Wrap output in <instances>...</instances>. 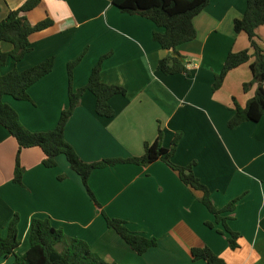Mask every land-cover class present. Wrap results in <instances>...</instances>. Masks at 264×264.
<instances>
[{"label":"crops","instance_id":"1","mask_svg":"<svg viewBox=\"0 0 264 264\" xmlns=\"http://www.w3.org/2000/svg\"><path fill=\"white\" fill-rule=\"evenodd\" d=\"M27 0H0V22ZM246 10V0H209L193 19L196 38L176 52L188 74L164 75L158 61L173 53L153 41L162 32L151 21L119 11L112 0H40L26 13L31 25L50 19L52 26L29 36L31 51L19 62L8 60L2 75L25 71L48 59L52 71L33 84L29 101L4 96L3 102L18 115L28 131L53 130L68 107V63L83 57L73 70L72 88L84 87L101 57L100 77L107 85L125 89L109 100L112 118L95 113V97L86 91L65 127V140L84 162L127 159L143 154L158 128L163 147L176 134L181 138L172 162H195L194 175L210 192L220 209L235 198L228 227L240 235L238 249L227 244L228 234L199 202L201 193L186 187L176 172L161 161L148 166L118 164L94 170L88 185L106 215L122 220L128 229L157 240L156 247L137 255L112 229L88 196L81 179L63 156L56 166L42 165L38 148L22 149V184H14L16 141L0 126V230L19 214L17 256L29 249L28 233L34 218L49 219L70 238L87 243L92 252L110 264H206L193 261L191 249L208 247L226 264H264V116L229 129L234 103L244 107L254 88L248 64L230 71L213 91L229 53L248 49L244 33H235L233 22ZM264 55V24L256 29ZM9 52V43H0ZM214 224L208 228L205 223ZM15 256L0 259L13 264Z\"/></svg>","mask_w":264,"mask_h":264},{"label":"trees","instance_id":"2","mask_svg":"<svg viewBox=\"0 0 264 264\" xmlns=\"http://www.w3.org/2000/svg\"><path fill=\"white\" fill-rule=\"evenodd\" d=\"M67 1V0H60ZM40 0H27L21 7L10 11L0 22V43H9L12 50H0V69L10 59L13 62L21 61L31 51L29 36L35 32L43 31L52 26L50 19H44L31 25L26 13L33 10ZM209 0H112V4L120 12L130 16H139L151 21L162 32H153L152 39L162 50L169 51L176 56L167 55L158 61L157 70L164 75L185 74L189 75L186 67L180 61L176 49L196 38L193 19L208 5ZM264 24V0H246V10L240 19L233 22L235 33H244L247 36L249 47L246 50L229 53L221 71L215 76L212 90H218L226 75L244 64H248L251 80L243 84L245 93L254 88L253 97L244 107L234 103L233 116L227 123L229 129H235L245 122H258L264 116V55L258 45L256 29ZM83 54L76 60L68 63V107L60 114L56 127L51 131L33 133L26 130L20 123L16 112L2 100L10 96L15 100L29 101V88L52 71L53 60L48 59L25 71L13 70L6 75L0 73V126L16 141L18 150L15 159L13 183L21 185L23 169L20 166V152L22 149L38 147L44 154L42 165L51 169L56 166V158L63 156L70 169L78 175L82 184L100 211L109 229L118 236L137 255H143L149 249L156 247L157 240L147 239L132 233L122 220L110 218L94 197L88 185L91 173L97 169L115 166L118 164H135L148 166L156 161H161L177 173L180 181L189 189L201 193L199 202L214 216L215 222L221 224L223 231L217 230L221 235L227 233V244L230 250L238 249L240 235L233 232L227 222L232 219L236 203L240 198H235L223 208H216L211 200L208 188L194 175L195 162L187 166H177L172 162L176 153L181 135H175L169 148H164L163 132L158 128L157 137L152 143H145L143 154L139 157L127 159H104L97 162H84L76 154L72 146L65 140L64 131L73 111L80 104L82 95L88 91L95 97V113L104 118H112L114 111L109 105V100L115 95H125L124 88L107 85L101 81L100 71L102 62L108 57L100 58L93 67L87 84L77 89L72 88L73 70L82 59ZM19 214H15L8 222L5 233L0 230V259L9 255L15 256L13 264H110L91 251L86 242L70 238L61 229L52 226L49 219L34 218L30 222L28 242L29 249L21 256L15 251L20 245L18 240ZM208 228L214 224L205 223ZM193 261H204L206 264H226L223 259L215 255L208 247L191 249Z\"/></svg>","mask_w":264,"mask_h":264}]
</instances>
